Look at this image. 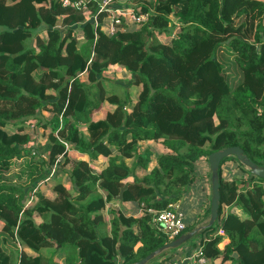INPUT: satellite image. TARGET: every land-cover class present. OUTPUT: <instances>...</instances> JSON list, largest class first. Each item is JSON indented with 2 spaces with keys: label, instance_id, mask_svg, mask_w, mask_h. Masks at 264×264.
<instances>
[{
  "label": "trees",
  "instance_id": "obj_1",
  "mask_svg": "<svg viewBox=\"0 0 264 264\" xmlns=\"http://www.w3.org/2000/svg\"><path fill=\"white\" fill-rule=\"evenodd\" d=\"M42 1L0 0V228L19 239L15 264L134 262L169 241L147 208L189 198L206 177L199 161L208 163L209 153L237 144L264 166V0H132L122 5L146 19L121 18L113 33V14L99 10V0H86L85 17L61 0L43 11ZM132 84H141L136 99ZM104 100L118 122L108 113L92 119ZM70 149L103 159L73 158ZM59 155L75 193L57 181L50 197L40 188ZM218 173L213 225L148 264L179 260L199 245L207 264L220 254L234 264H264V178L234 155L220 160ZM200 190L196 209L209 200L203 182ZM28 191L44 200L35 206L39 221L22 213ZM112 199L118 206L105 219ZM125 199L143 209L122 214ZM185 207L182 232L196 225ZM215 227L230 237L223 248Z\"/></svg>",
  "mask_w": 264,
  "mask_h": 264
},
{
  "label": "rangeland",
  "instance_id": "obj_2",
  "mask_svg": "<svg viewBox=\"0 0 264 264\" xmlns=\"http://www.w3.org/2000/svg\"><path fill=\"white\" fill-rule=\"evenodd\" d=\"M130 1L135 4V2L132 1V0H122L119 3L120 4H124L125 2H130ZM42 3H43V11H44V8H48L49 7V0L42 1ZM83 15L85 17L87 15V13H84ZM236 22H238V21H236ZM40 35H43V32H41ZM164 35L165 34H161V35H159V37L160 38H164ZM33 42H35L34 39H33ZM112 86L113 85H111V82H109V81L104 82V90H105L106 94H109L111 92V87ZM121 87L122 86H119L118 88H116L117 93H119V94L122 91ZM127 88L129 90L130 96L132 98L136 99L138 97L139 91L141 90V84H132V85L128 86ZM107 113L109 115H111V117L114 119V122H118V112L115 110L114 105L111 104L108 100H104L102 108H100L96 112H93L92 115H94L93 117L101 118V117H104L105 114H107ZM47 114H48V112H47ZM156 146L157 145H155L154 147H156ZM73 155H74L73 158H76L75 152H73ZM28 158H29V156H28ZM100 158H103V156H101ZM89 161L92 162V163L100 162V160L98 161V159H97V161L96 160H92L91 157L89 158ZM153 163H154V161H152V164ZM199 163L203 165V167L205 169L206 177H203V179L200 178L199 180H197L191 186V188L189 189V192H190L189 198L187 197V199H186L184 197V198H182L180 200V204H182V202H183L186 205V207H185L186 209H190L189 207L192 204H194L193 199L198 198L199 193L201 191L200 188H201L202 182L207 184L208 181H209V184H208V187H209V191L208 192H209V194H208V196H209V198L211 196L210 177L207 178V175L209 174L208 172L210 171L209 170V164L206 163V161L203 160V159H201L199 161ZM68 168H69L68 164L58 167L57 175L55 177L50 178L48 180V183L46 185H43L42 188H40V190L42 192H44V194L47 195V196L56 197L58 195V192L56 191V189L60 188L57 185L56 182L59 181L58 183H60L61 185L64 186V193H66V194H71V193L74 194L75 191H73L72 183L68 179ZM227 170L228 169L225 168V172ZM224 176H225V180H227V178H226L227 174H225ZM132 180H133L132 177H127L125 179V181L129 182L128 188H129L130 193L135 195L136 192H137V188L138 187H137V185L135 183H133ZM238 184L241 185V183H238ZM260 184L262 185L261 188L263 190V196H264V181L261 180ZM27 196H28L27 197L28 200L26 202V205H25L24 210H23L22 213H23V215H32V217H34L35 221H39L41 219V215L38 214V212L35 210V206L43 203L44 200L43 199H38L36 197V195L30 193V191H28ZM122 197H123V195H122ZM108 202H110V203L108 204L106 210L104 211L105 212L104 213L105 219H108V217H109L108 210H109L110 207H112L113 204H116V200L112 199V200H109ZM209 204H210V200H208V202L205 203L204 205L203 204L201 205L202 208H203V211H205V209L209 206ZM119 206H120V211H121L122 214H128L129 212L132 211L130 209V207L136 206V202L133 199H125L123 201V203H121ZM138 210H139V208H138ZM195 210H196V208H195ZM208 217H209V215L206 216L205 214H203V218L201 219V221L198 222V225L204 224L207 221ZM229 238L230 237L228 236V239ZM192 239H193V237L190 238L189 240H192ZM19 247H20L19 239L18 238H11L7 233H5L0 228V264H15L17 262V258H18L17 251H18ZM9 248L12 249V251H13V255L12 256H11V253L9 252V250H10ZM221 261L223 262V264H234L230 258L224 256L223 254L214 256V258H213L214 264H220Z\"/></svg>",
  "mask_w": 264,
  "mask_h": 264
},
{
  "label": "built area",
  "instance_id": "obj_3",
  "mask_svg": "<svg viewBox=\"0 0 264 264\" xmlns=\"http://www.w3.org/2000/svg\"><path fill=\"white\" fill-rule=\"evenodd\" d=\"M122 0H99V10H110L113 14V18L110 21L108 26L109 32L113 33L116 30V24H118L121 18H125L132 22H141L146 19V14L143 12H137L132 5H122L119 2ZM63 5L77 7L82 9L83 13H88V2L86 0H61ZM31 126H33L34 121L32 120ZM66 144V142H65ZM66 147L68 145L66 144ZM60 158L58 156L55 163L52 165L50 172L44 178L43 181H48L50 178L55 176L57 173L58 165L57 162ZM33 194V193H32ZM180 201L172 202L166 207L157 209L154 207H148L147 212L151 215V221L155 227L163 231L169 240L176 237L180 232H182L186 226L184 220V212L180 209ZM142 207H139V211L142 210ZM202 218H199L198 221H201ZM217 234H223L224 230L220 227H215L213 230L212 236ZM223 239L220 241L222 242ZM218 243V246L220 244ZM222 244V243H221ZM154 264H207V258L203 253V248L201 245L194 247L190 251L180 256V259H157Z\"/></svg>",
  "mask_w": 264,
  "mask_h": 264
},
{
  "label": "water",
  "instance_id": "obj_4",
  "mask_svg": "<svg viewBox=\"0 0 264 264\" xmlns=\"http://www.w3.org/2000/svg\"><path fill=\"white\" fill-rule=\"evenodd\" d=\"M228 155H234L239 161V163L242 166L246 167L250 171V173L256 175L257 177L264 178V166L259 165L256 162L252 161L244 153L241 146L237 144H233L212 151L211 153L208 154L211 196H210V204H209V217L207 221L204 224L195 225L191 229L180 233L178 236L158 246L157 248L150 251L140 259L127 264H148L150 260L155 258L161 252L168 249L177 248L178 246H180L181 244H183L184 242L195 236L201 230L213 225V223L215 222L218 216V209L220 203V182H219V173H218L219 164H220V160ZM125 187L126 185L121 187L117 196L118 199L122 197V191Z\"/></svg>",
  "mask_w": 264,
  "mask_h": 264
},
{
  "label": "crops",
  "instance_id": "obj_5",
  "mask_svg": "<svg viewBox=\"0 0 264 264\" xmlns=\"http://www.w3.org/2000/svg\"><path fill=\"white\" fill-rule=\"evenodd\" d=\"M93 114V113H92ZM94 115H92V119L93 120H96V119H98V118H96V117H93ZM155 149H157V151H159V147L158 146H156L155 147ZM73 152H75V156H76V158L77 157H83V158H85V159H87L88 161H89V155L88 154H85V153H81V152H79L78 150H75V149H70V153H71V156L73 157L74 155H73ZM101 157V156H100ZM98 158V161L100 160V162L102 161V159L103 158ZM92 159V158H91ZM92 160H94V159H92ZM97 161V160H96ZM56 176V175H55ZM54 176V177H55ZM204 186H206V190H203V193H202V197L204 198H206V196L209 194V187H208V183L207 184H205L204 183ZM74 191V190H73ZM202 191V190H201ZM206 191V192H205ZM211 191V190H210ZM209 200H210V198H209ZM208 201H205V203H207ZM204 203V204H205ZM106 206H107V204H106ZM112 206H118V202L116 201V204H113ZM195 204H192L189 208L190 209H188L189 210V212H190V216L187 218V220L189 221V222H195L196 223V225H198V219L199 218H203V214H205V211H203V208H202V206L201 207H199V209H196L195 210ZM130 209L132 210V213L133 214H137L138 212H140L139 210H138V206H137V204H136V206H133V207H130ZM109 212V211H108ZM0 226H1V224H0ZM223 242H222V244H221V242H220V244H219V248H223V246H224V244H226V242H228V237H227V235H225L224 237H223ZM26 250H27V248H26Z\"/></svg>",
  "mask_w": 264,
  "mask_h": 264
}]
</instances>
